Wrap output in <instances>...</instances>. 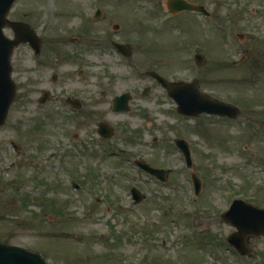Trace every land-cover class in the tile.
Instances as JSON below:
<instances>
[{
    "label": "rangeland",
    "instance_id": "rangeland-1",
    "mask_svg": "<svg viewBox=\"0 0 264 264\" xmlns=\"http://www.w3.org/2000/svg\"><path fill=\"white\" fill-rule=\"evenodd\" d=\"M188 1L211 17L172 16L168 0H17L9 20L28 23L42 51L26 43L13 55L18 92L0 126V240L52 264H264V235L250 236V257L241 256L222 218L236 199L264 208V0ZM5 34L14 37L10 27ZM147 71L197 79L241 114L182 115ZM126 92L131 110L114 112ZM100 122L112 138L99 135ZM176 138L190 143L191 168ZM136 160L170 169L167 181ZM133 187L146 196L139 204Z\"/></svg>",
    "mask_w": 264,
    "mask_h": 264
},
{
    "label": "water",
    "instance_id": "water-1",
    "mask_svg": "<svg viewBox=\"0 0 264 264\" xmlns=\"http://www.w3.org/2000/svg\"><path fill=\"white\" fill-rule=\"evenodd\" d=\"M16 0H0V126L7 119L11 105L15 100L17 93V85L13 80V64L12 56L15 49L22 43L29 42L32 47L39 52L41 49V40L36 31L29 24L23 22H11L8 15ZM171 13L181 11H197L209 14L204 6L190 3L186 0H169ZM100 14V12H98ZM11 27L15 32L14 39L6 36L4 29ZM119 26H116L118 28ZM115 47L127 56L131 55L128 46L114 43ZM196 62L199 65L205 63V56L196 54ZM149 75L158 79V81L168 89L169 95L174 98L178 104V112L188 116H199L201 114H211L219 116H228L237 118L240 109L232 104L218 100L207 93L201 91L198 81L171 83L160 75L150 72ZM148 91V89L146 90ZM48 99L47 92L41 100L45 103ZM131 95L129 93L118 96L114 99V110L129 111V101ZM99 132L104 137H112L114 131L107 123L99 124ZM176 145L180 148L186 157L189 167L192 166L193 160L191 155L190 144L184 139L175 140ZM137 164L145 171L155 175L162 181H166L168 171L151 167L143 161H137ZM196 194L202 189V180L197 175H193ZM132 193L135 203L142 202L145 198L143 192L138 188H133ZM223 219L233 225L237 230L229 236V242L243 255H250L251 249L248 247V240L251 235H264V208L258 207L253 203L244 200H235L230 209L223 214ZM0 264H50L46 258L35 251L25 247L12 245L0 241Z\"/></svg>",
    "mask_w": 264,
    "mask_h": 264
},
{
    "label": "flooded vegetation",
    "instance_id": "flooded-vegetation-1",
    "mask_svg": "<svg viewBox=\"0 0 264 264\" xmlns=\"http://www.w3.org/2000/svg\"><path fill=\"white\" fill-rule=\"evenodd\" d=\"M132 51V50H131ZM78 98V97H77ZM80 99V98H79ZM82 103H83V101H82ZM84 104V103H83Z\"/></svg>",
    "mask_w": 264,
    "mask_h": 264
}]
</instances>
